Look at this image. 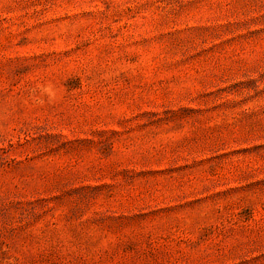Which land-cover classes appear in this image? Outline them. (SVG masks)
Here are the masks:
<instances>
[{"label":"rangeland","instance_id":"374dc122","mask_svg":"<svg viewBox=\"0 0 264 264\" xmlns=\"http://www.w3.org/2000/svg\"><path fill=\"white\" fill-rule=\"evenodd\" d=\"M0 264H264V0H0Z\"/></svg>","mask_w":264,"mask_h":264},{"label":"clouds","instance_id":"9594fccd","mask_svg":"<svg viewBox=\"0 0 264 264\" xmlns=\"http://www.w3.org/2000/svg\"><path fill=\"white\" fill-rule=\"evenodd\" d=\"M39 87V86H38ZM43 91L45 92V93H47L50 97L52 96V90H51V87L49 86V87H45L44 89H43Z\"/></svg>","mask_w":264,"mask_h":264}]
</instances>
